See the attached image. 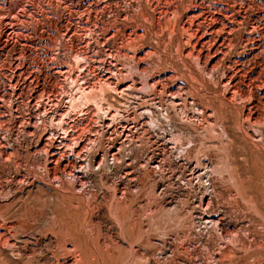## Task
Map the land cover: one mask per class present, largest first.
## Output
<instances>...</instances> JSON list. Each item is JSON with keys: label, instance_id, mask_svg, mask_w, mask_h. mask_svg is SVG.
Masks as SVG:
<instances>
[{"label": "rangeland", "instance_id": "rangeland-1", "mask_svg": "<svg viewBox=\"0 0 264 264\" xmlns=\"http://www.w3.org/2000/svg\"><path fill=\"white\" fill-rule=\"evenodd\" d=\"M91 1L93 0H0V95H5L6 99L4 108L6 112L2 111L0 114V120L5 121L0 123L2 126L0 136L12 152L7 158L0 153V204L13 202L9 212L12 218H9L17 223V228H14L18 231L12 229V233L16 231L17 236L16 238L12 235L15 236L16 245L9 247L13 249L0 244V258L6 259L5 264H25L27 261V264H69V262L70 264H76L75 262L101 264V261L102 264H264V113L262 123L258 122L260 125L252 121V124L249 121L246 124L239 108L241 99L231 105L232 103L223 95L224 90L220 84L223 65L208 67L204 60L203 63L195 54L186 55L188 46L183 42L187 33L185 32L183 36L179 26L181 16L177 22L168 18V20L161 19L157 25L147 23L152 29H149L144 22L142 30L139 31L143 36L147 35V38L142 36L140 41L151 44L152 50L156 48L154 52L157 57L160 56L158 58L169 64L172 62L178 65L174 79H180L178 81L185 85L182 92L187 93L189 99L181 104L182 107L171 105L165 92L162 94L165 89L163 83L161 87L152 89L148 84L146 86V79H142L145 80H140L143 82L141 92L143 96H139L141 93H138L136 99L129 92L121 94L113 90L107 92L109 101L114 103L115 107L118 106L117 109L122 115L114 121L122 119L123 123L127 122L124 123L128 128L126 134L130 132L127 141L118 139L117 129L116 133L113 131L112 134H106V126H102L96 134L94 121L98 115L92 105L86 107L84 115H80L82 108H76L67 116L61 111L60 118H52L54 122L48 118L47 113L52 109L57 110L62 107L66 110L68 106L70 107V97L78 92L79 83L81 85L84 82L82 77L85 75L83 72L85 68H82L89 66L84 59L77 63L75 53L69 49L70 37L74 30L88 38L87 35L93 31L92 35L95 36L90 40L96 45V38L105 30L112 32L111 28L115 25L121 28L120 14L124 12L132 14L136 7L134 5L140 0H109L112 5L114 2L120 5L115 3L111 9L104 10L100 9L99 5L96 7L90 5ZM213 1L204 0V9L213 10L215 6L217 9L221 7L218 0H215V3ZM227 1L230 4L235 3L234 5L242 10L246 18L244 26L239 28L241 31L235 34V48L232 55L230 54L231 57H236L238 51L243 49L242 43L239 42L240 35H246L248 32L247 22L252 17L256 21L259 20L257 22L263 35L260 32L254 35L257 38L263 36L258 43L264 47V0ZM89 9L95 10L91 11V23L89 21L90 29L93 30L88 27L86 29L83 23L87 20L84 12ZM198 11L189 13L197 14ZM114 12L117 14L115 15ZM95 17L96 20H93ZM114 17L117 20H114ZM79 23L78 29H81V32L76 28ZM150 30L155 34H150ZM109 33L105 44L111 45L113 42L110 43L109 38L112 33ZM154 42L160 45L157 44V47ZM76 43L77 41H74L73 46ZM101 45H98L99 50L96 47L99 51L97 54L100 55L99 60L105 58L102 53L105 46ZM157 57L152 55L149 59H154L155 62ZM251 57L242 60L252 62L253 57ZM128 59L127 56L122 57V61L128 63V66L124 63L125 67L136 73L135 62L129 64L130 59L129 62ZM169 64L166 67H169ZM54 66L64 70L72 67L68 76L60 73L62 75H59L62 79L60 86L57 84L58 76ZM149 74L147 71L145 75ZM70 75L77 80V87L71 79H67ZM86 76L89 78L91 75ZM37 80H39L38 84ZM93 80L96 81L95 89H98L96 92L99 93L101 81L95 79V76ZM157 93L162 96L160 98L162 101L165 100L163 104H159L161 101ZM152 97L155 101L159 100V103L153 100L154 103ZM38 99L41 103L37 102ZM142 103L148 106H142ZM219 103L225 106L220 104L222 107H219ZM38 104L41 107L40 112L37 118L32 119V122L36 121L38 126L36 130H32V124H28V113L37 112ZM158 106L163 108L160 110ZM137 107L143 108L141 111L144 113L153 112L157 119L158 117L162 120L166 119V112L171 114L169 120L168 118L164 120L165 123L160 119L158 122L157 119L154 121L155 118L147 117L143 125H136V128L131 118H140V114L136 111L139 109ZM197 107H200L201 111ZM163 111L165 115L162 114ZM127 116L131 120L126 119ZM64 118L65 122L62 123L61 120ZM148 120L149 122H146ZM167 121L174 124L168 122V125ZM145 122L149 124L150 130ZM157 122L161 123L160 127H157ZM72 124L77 126V130L72 131L69 128ZM84 125L88 127L89 135L95 136V142H90L85 157L87 159L83 163L90 161L94 163V167L92 171L87 170L84 164L87 173L80 183L69 172L63 174L55 172L54 163L49 164L46 150L42 148L45 138L41 140L39 136L44 134L43 131L46 129L47 131H44L46 137L61 141V136L65 135L62 126L68 128V133L77 136L83 131L80 132ZM161 127L165 128L163 129L165 131L161 130ZM167 129L170 131L167 132ZM152 132L155 133L154 136ZM132 134H136L133 139L130 137ZM141 136L151 142H147L144 137L146 142L143 141ZM72 141L71 139L69 143ZM35 142L40 143V146L39 151L35 150L36 153L33 154ZM172 146L175 147V151ZM150 156L159 158L157 164L159 168L150 164L151 159H154ZM49 165L53 166L51 171L54 170L51 174L47 172ZM152 166L156 168L152 169ZM76 239L80 242L78 243ZM74 244L79 245L78 248L82 251L86 250L84 252L85 258H88L86 263L84 260L82 262L79 256L80 250L76 249ZM68 250L70 253H67ZM87 250L92 252L89 256L86 255ZM73 251L77 257L72 255ZM89 257L93 258V262Z\"/></svg>", "mask_w": 264, "mask_h": 264}, {"label": "bare ground", "instance_id": "bare-ground-1", "mask_svg": "<svg viewBox=\"0 0 264 264\" xmlns=\"http://www.w3.org/2000/svg\"><path fill=\"white\" fill-rule=\"evenodd\" d=\"M114 1V0H113ZM117 1V0H116ZM125 1V0H124ZM123 1V3H124ZM133 1V0H132ZM137 1V0H134ZM227 1V0H226ZM255 1V0H254ZM131 2V1H129ZM203 2L204 0H140L138 1V3L134 6L135 9L133 11L132 14H126L125 12L120 14L122 17V23H120L121 28H119L117 25L114 26V24L112 23L116 17H114V20L111 21V23L113 24L111 28V31L108 32H103L101 33V35H99L96 38V45H93V43L91 42V38H93L92 35L93 31L90 32L87 36L88 37H84L81 36L82 34L78 33L77 30H74V32L72 33V36L70 37L71 39V43H70V47L69 49L75 53V58L77 60V63H80L79 61L84 59L85 62L89 63L88 67H84L82 69L85 68L84 72V77H82L84 79V82L79 83V86H76V81L75 78L70 75L67 79H71L72 83H74V85L79 89L78 92L76 94H74L72 97H70V107L68 106L65 109H63L62 107L57 108V110H51V112L49 111V113H47L49 115L48 118H52L54 117L55 119L60 118L62 116V114L60 113L62 111V113L64 114V116L69 115L71 110H74L76 108H82L80 110V115H84L86 112L85 109H87L86 107H91L94 106L95 108V112L98 115V118L94 121L96 123L95 125V131L96 134L98 132V130L102 127V126H106V134H112L113 131L118 132V139H124V140H128L127 137H129V134H126V130H128V128H126L124 125V123L126 121H124L122 119H119L118 121H114L117 120L118 118H121V113L119 111V109H117V107H115L116 105H114V103L110 102L108 97H107V92H110L113 90V92H118L121 94L122 92H129L132 97H134V99L137 98V94L142 92V79H146V86L147 84L149 85V87H151L152 89H157L158 87H161L162 83L164 84L163 87L165 88L162 91V94H164L163 92H165V96L170 100L169 102H171V105H175V106H181L182 103L187 102L188 99V94L185 92H182V90H184V86L182 82H179L178 80L180 79H174V73L177 71L176 67L178 65H175V63H170L169 62H165V60H161L160 56H156L155 52H154V48L155 46H157V44L159 43H155L156 45L153 47L154 49L152 50V46L148 45L145 42H141L140 39H142L143 33L140 32L139 30H142V27L144 26V24L146 23H150L151 25H157L158 23L161 22V19H165L168 20V18L170 19H174V22H177L178 18H180L181 16V25L180 29L182 31L183 36H185V32L187 33L185 40L183 42V44H185V46L187 45V52L186 55H194L202 62L204 60L205 64L209 67H216L217 65L222 64L223 66V75L220 78L221 79V85L223 88V92L225 95V99L228 100L229 102H231V105H234L233 102L241 99L240 101L241 103V107L239 106V108H241V112L243 113L244 117H242V119L244 118V120H246V124H248L249 122H256L257 124L260 125L261 122L262 123V117H263V111H264V47H262V44L258 43V41H260L262 39L263 36H260L257 38V36H255V33L260 32L261 30L259 29L260 25H258L259 20H254L253 17L249 18L250 20H248V25L249 28L248 32L246 33V35H240V43H242V50L238 51V54H236V57H231L232 52L234 51L235 48V34L237 31H241L239 28L241 26H244V19L245 15L242 13V10L237 9V7L233 4H230V2H225L222 0H218L219 5L221 4V7H219L218 9L216 8V6L213 8V10H206L204 9L203 6ZM215 3V0L213 1ZM217 2V1H216ZM239 2V1H238ZM120 5L117 2H114V4ZM254 3V2H253ZM125 4H127L125 2ZM210 4V3H209ZM212 4V3H211ZM90 5L92 6H100V9H106V8H110L111 6L113 7L112 3L109 0H93L90 2ZM133 5V4H131ZM116 6V5H115ZM132 6V7H134ZM213 6V5H212ZM218 6V5H217ZM119 7V6H118ZM90 8V7H89ZM130 7H128L129 9ZM69 9V8H68ZM114 9V8H113ZM254 9V8H253ZM99 10V9H98ZM124 10V9H123ZM122 10V11H123ZM126 10V9H125ZM130 10H132L130 8ZM195 10H199L197 14H190L189 12L195 11ZM87 11V10H85ZM91 11H95L93 9H89V11L84 12L86 13V17L85 19H87L86 21H84L83 23H85L86 29L87 27L90 29V25H89V21L91 23ZM111 11V10H110ZM129 11V10H128ZM127 11V12H128ZM185 11V13L183 12ZM100 12V11H97ZM106 12H108L106 10ZM112 12V11H111ZM130 12V11H129ZM182 12L184 14H182ZM257 12V11H256ZM103 13V12H102ZM78 14V13H77ZM101 14V13H100ZM99 14V15H100ZM107 14V13H106ZM114 14L116 15L117 13L114 12ZM113 14V16H115ZM109 15V14H107ZM256 15L258 16V12L256 13ZM96 16V14L94 15ZM119 16V15H118ZM110 17V15H109ZM71 17L68 18V20L70 21ZM100 19V18H99ZM96 20V17L95 19ZM104 22V21H103ZM117 22V21H116ZM145 22V23H144ZM82 23V22H81ZM93 23V22H92ZM96 23V22H94ZM107 23V21L105 22ZM115 23V21H114ZM118 23V22H117ZM180 23V22H179ZM110 24V21H109ZM116 24V23H115ZM260 24V23H259ZM68 25V24H67ZM98 25V23H97ZM106 25V24H105ZM119 25V24H118ZM149 29H152L149 25ZM161 25V24H160ZM79 25L77 24V29L79 28ZM96 26V25H94ZM93 26V27H94ZM99 26V25H98ZM111 27V25H109ZM107 26V27H109ZM146 26V25H145ZM161 28V26H159ZM262 27V26H261ZM75 28V29H76ZM82 28V26H81ZM95 28V27H94ZM148 28V27H145ZM144 28V29H145ZM156 28V27H155ZM68 30L70 29V26L67 28ZM85 28L83 27L82 30H84ZM88 29V30H89ZM97 29V28H96ZM79 30V29H78ZM81 30V29H80ZM79 30V31H80ZM93 30V29H90ZM89 30V31H90ZM100 30V29H99ZM108 30V28H107ZM146 30V29H145ZM144 30V32L146 33V31ZM148 30V29H147ZM157 30L159 31V29L157 28ZM95 31V30H94ZM149 31V30H148ZM151 31V30H150ZM153 31H154V27H153ZM157 31V32H158ZM81 32V31H80ZM84 32V31H83ZM110 32V33H109ZM155 32V31H154ZM156 32V33H157ZM68 33V32H67ZM85 33V32H84ZM83 33V34H84ZM87 33V32H86ZM111 34L109 38L110 39V43H112L111 45H109L108 43L105 44V40L108 39L107 34ZM149 33V32H147ZM153 33L152 31L150 32V34ZM259 33V34H260ZM99 33H96V35ZM155 34V33H153ZM152 34V35H153ZM159 34V33H158ZM241 34V32L239 33ZM263 35V32L261 33ZM85 35V34H84ZM147 35L145 34L143 37H146ZM151 36V35H150ZM153 37V36H152ZM182 37V36H181ZM147 38V37H146ZM151 38V37H150ZM153 39V38H152ZM155 39V38H154ZM149 40V39H148ZM147 40V41H148ZM74 41H77L76 45L73 46ZM94 41V40H93ZM109 41V40H108ZM107 41V42H108ZM146 41V40H145ZM151 41V40H150ZM153 41V40H152ZM155 41V40H154ZM102 44L101 46H105V49L102 51L103 55L105 56V58L102 60L98 58V56H100L99 54H97V52H99V48L98 45ZM147 44V45H146ZM160 45V44H159ZM100 48H103L101 47ZM96 47L98 48V50L96 49ZM158 47V46H157ZM160 49V47H159ZM259 50V52H256V50ZM157 50V49H156ZM186 50V49H185ZM158 52V51H157ZM237 52V51H236ZM101 53V52H100ZM231 54V55H230ZM235 54V53H234ZM24 55V54H23ZM102 55V56H103ZM154 55L155 59H157L155 62L152 59H149V57L151 58V56ZM185 52H184V56ZM230 55V56H229ZM103 56V57H104ZM127 56L130 59H128L129 64H131L132 62H135L136 64V73H133L132 71H130L129 69H127L126 67L128 66V63H126L125 61H122V57ZM248 56H252V62H245V60H242V58H246ZM229 57V58H228ZM197 59V60H198ZM124 60V59H123ZM126 60V59H125ZM242 60V61H241ZM247 61V60H246ZM203 62V63H204ZM67 63V62H65ZM124 63L127 64V66L125 67ZM169 64V67H166L167 64ZM201 63V62H200ZM199 63V64H200ZM201 63V64H203ZM23 64V63H22ZM68 64V63H67ZM200 64V65H201ZM70 65V64H69ZM198 65V64H197ZM64 66V65H63ZM71 66V65H70ZM87 66V65H86ZM199 66V65H198ZM205 66V65H204ZM243 66V67H241ZM3 67V66H2ZM79 67V66H78ZM203 67V66H202ZM56 68V74L58 76V81L57 84H59L62 79L60 78L59 75H61L60 73H65L64 75L68 76L70 69L72 68H68L66 70H64L61 67H55ZM130 68V67H129ZM134 68V66L132 67ZM178 68V67H177ZM81 69V68H80ZM212 69V68H210ZM216 69V68H215ZM214 69V71H215ZM25 70V69H24ZM23 70V71H24ZM176 70V71H175ZM206 70H208V68H206ZM22 71V72H23ZM149 71V75H145L146 72ZM210 71V70H209ZM25 72V71H24ZM81 71V74L83 73ZM205 72V71H204ZM20 74V73H19ZM87 74H90L93 77H89L87 78ZM62 76V75H61ZM98 79V81H101V85H100V91L99 93L96 92L95 89V83L96 81H92V79L94 78ZM14 77V76H12ZM146 77V78H145ZM176 77V76H175ZM186 77V76H184ZM15 78V77H14ZM13 79V78H12ZM36 79V78H35ZM37 79H39V76L37 77ZM142 80V81H140ZM192 80H194L192 78ZM191 80V81H192ZM11 81V78H10ZM163 81V82H162ZM195 81V80H194ZM197 81V80H196ZM39 80H37V84H38ZM145 83V82H144ZM197 83V82H196ZM9 84V83H8ZM12 85V82L10 83ZM98 85V84H97ZM145 85V84H144ZM60 86V84H59ZM63 87V86H62ZM98 88V86H96ZM54 89V88H52ZM45 90V89H44ZM44 90H42L44 92ZM77 90V89H76ZM55 92V90H52ZM153 91V90H152ZM160 91V88H159ZM196 91V89H195ZM95 92V93H94ZM157 92V90H155V93ZM50 93V92H49ZM159 93V92H158ZM157 93V95H158ZM161 93V92H160ZM6 94V93H5ZM124 94V93H123ZM126 94V93H125ZM150 94V92H149ZM142 93L139 95L141 96ZM148 95V94H147ZM146 95V96H147ZM42 96V94H41ZM113 96V95H112ZM130 96V95H128ZM143 96V95H142ZM159 96V95H158ZM164 96V95H163ZM43 97V96H42ZM136 97V98H135ZM150 97V96H148ZM156 97V96H155ZM60 98V97H59ZM154 98V97H152ZM158 98V97H157ZM162 98V96H159V99ZM140 99V98H139ZM142 99V98H141ZM148 99V98H147ZM147 99H145V101H147ZM151 98H149L150 101ZM166 99V98H165ZM167 99V100H168ZM42 100V99H41ZM57 100V99H56ZM144 100V99H143ZM155 101V98L152 99V101ZM224 100V99H223ZM142 101V100H141ZM144 101V102H145ZM153 101V102H154ZM159 101V100H158ZM155 101V102H158ZM160 103L159 104H163L162 102H164L165 100L163 99V101L160 99ZM6 99H5V95H0V114L1 112H6V109L4 111L5 108V103ZM37 102L41 103L40 99L37 100ZM135 102V100H134ZM152 102V103H153ZM154 102V103H155ZM168 102V103H169ZM191 102V101H190ZM195 102V101H194ZM222 102V101H221ZM224 102V101H223ZM227 102V101H226ZM224 102V103H226ZM228 102V104H230ZM239 102V101H238ZM141 103V102H140ZM150 103V102H148ZM153 103V105H154ZM210 103V102H209ZM36 104V103H35ZM52 104V103H51ZM139 105V103H137ZM157 104V103H156ZM166 104V102H165ZM219 103V107L225 106V104H221ZM240 104V103H238ZM28 105V104H27ZM137 105V106H138ZM141 105V104H140ZM150 105V104H149ZM152 105V107H153ZM170 105V106H171ZM186 105V103H185ZM192 105V104H190ZM216 105V104H215ZM32 106V105H31ZM52 106V105H51ZM142 106H148V105H143ZM141 106V107H142ZM155 106V105H154ZM160 106V105H159ZM158 106V107H159ZM168 106V105H167ZM183 106V105H182ZM181 106V107H182ZM211 106V105H209ZM218 107V105H216ZM215 106V107H216ZM227 106V104H226ZM236 106V105H235ZM234 106V107H235ZM238 106V105H237ZM236 106V107H237ZM88 107V108H89ZM132 107V106H131ZM136 107V106H135ZM140 107V106H139ZM137 107V108H139ZM172 107V106H171ZM214 107V106H213ZM128 108V106H127ZM124 108V109H127ZM148 108V107H147ZM160 108V107H159ZM163 108V107H161ZM160 108V110H161ZM166 109V107H164ZM174 108V107H172ZM171 108V109H172ZM185 108V107H184ZM196 108V106H195ZM198 108V107H197ZM207 108V107H206ZM226 109V107H224ZM223 108V109H224ZM40 104H38V106L36 107V111L37 112H29V121L28 124H32V130L37 128V122L35 121L34 123L32 122V119L37 118L36 116L38 115V113L40 112ZM46 109V107L44 108ZM143 108H139L138 110V114L139 115V119H134L127 116L126 119H130L131 122L134 124V127H136V125H143L144 123V119L147 117H151L152 119L155 118L153 112L151 113H147L145 114L143 111H141ZM149 109V108H148ZM155 109V108H154ZM153 109V111H154ZM158 108L156 107V110ZM183 109V108H182ZM181 109V110H182ZM200 109V107L198 108ZM220 109V108H219ZM224 109V110H225ZM146 110V109H145ZM150 110V109H149ZM167 110V109H166ZM176 110V108H175ZM180 110V109H179ZM178 110V111H179ZM221 110V109H220ZM239 110V111H240ZM88 111V110H87ZM94 111V110H93ZM124 111V110H123ZM134 111V109H133ZM152 111V110H151ZM159 111V110H158ZM160 113L161 112H158ZM172 111V110H171ZM168 111V112H171ZM174 111V109H173ZM172 111V112H173ZM183 111V110H182ZM181 111V112H182ZM197 111V110H196ZM201 111V109H200ZM48 112V110L46 111ZM131 112V111H130ZM165 115V111H163ZM191 112V111H190ZM36 113V115H35ZM59 113V114H57ZM91 113V111H90ZM124 113V112H123ZM126 113L127 110H126ZM176 113V111L174 112ZM240 113V115L242 114ZM61 114V115H60ZM131 114V113H130ZM134 114V113H133ZM137 114V112H136ZM138 114L136 115L138 117ZM159 114V115H160ZM171 114V113H170ZM169 113L166 112L165 118L167 120H169ZM178 114V113H177ZM93 115V113H92ZM126 115V114H125ZM132 115V114H131ZM156 115V113H155ZM158 115V116H159ZM163 115V116H164ZM1 116V115H0ZM91 116V115H90ZM96 116V115H95ZM172 116V115H171ZM94 117V115L92 116ZM126 117V116H125ZM241 117V116H240ZM91 119V117H89ZM124 118V117H122ZM89 119V120H90ZM125 119V118H124ZM125 119V120H126ZM157 119H154V121ZM158 119H160V117H158ZM157 119V120H158ZM164 119V117H163ZM164 119V120H166ZM171 119V118H170ZM173 119V118H172ZM171 119V120H172ZM181 119V118H180ZM240 119V118H239ZM44 120V119H43ZM92 120H94L92 118ZM91 120V121H92ZM163 123H165L164 120L160 119ZM158 120V122L160 121ZM2 122H5L4 120H0ZM129 121V120H128ZM153 121V120H151ZM249 121V122H248ZM32 122V123H31ZM52 122H54V120H52ZM61 122H65V118L63 120H61ZM93 122V123H94ZM146 122H149L146 121ZM145 122V124H146ZM157 122V127L161 124H159ZM171 123L170 121H167V123ZM173 122V121H172ZM244 122V121H243ZM251 122V124H252ZM84 123V122H83ZM94 123V124H95ZM118 123V124H117ZM127 123V122H126ZM154 123V122H152ZM156 123V122H155ZM168 123V125H169ZM241 123V122H240ZM86 124V123H84ZM144 124V125H145ZM172 124V123H171ZM174 124V123H173ZM172 124V125H173ZM257 124H253V125H257ZM2 125V124H1ZM149 125V124H148ZM146 124V126H148ZM171 125V126H172ZM94 126V125H93ZM131 126V125H130ZM162 126V125H161ZM240 126V125H239ZM2 128V126H0ZM82 127V126H81ZM119 127V130H118ZM149 127V126H148ZM156 127V128H157ZM160 127V126H159ZM162 127H166V126H162ZM161 127V128H162ZM174 127V126H173ZM69 128L73 131L74 129L77 130V126L75 124L69 125ZM137 128V127H136ZM141 128V127H140ZM142 128H144L142 126ZM155 128V126H154ZM152 127V130L154 129ZM168 128V127H166ZM224 128V127H223ZM239 128V127H238ZM242 128V127H240ZM62 129L65 130V135L61 136V141H58L57 139L52 140L51 137L48 138L46 137L45 134V130L43 131L44 134H42L41 136H39V138H41V140L43 138H45L44 140V144H42V148L44 150H46L47 153V160H49V164H53L54 163V169L55 172H60L61 174L65 173V172H69V174L74 177V179H76L77 182H80L84 180V175H86V171L89 170H93L94 167V163L90 162V161H86L85 163H83L86 159V155H87V148L90 147L89 144L94 143L95 142V136L93 135H89V130L87 126H83V129L80 130V134L79 135H75V134H70L68 133V128H65V126H62ZM130 129V128H129ZM133 129V128H132ZM139 129V127H138ZM165 128H162L161 130H163ZM173 129V128H172ZM36 130V129H35ZM131 130V129H130ZM137 130V129H136ZM150 130V127H149ZM31 131V130H30ZM47 131V130H46ZM84 131H87V133L85 134ZM115 131V133H116ZM140 131V130H139ZM148 132V129L146 130ZM154 131V130H153ZM157 131V130H156ZM160 131V130H159ZM165 131V130H163ZM167 132H169L170 130H166ZM174 131V130H173ZM173 131L171 133V135L173 134ZM34 132V131H31ZM109 132V133H108ZM131 132H133L131 130ZM136 132V131H135ZM134 132V133H135ZM166 132V134H167ZM92 132H90L91 134ZM95 133V132H94ZM138 133V130L136 132V134ZM146 134V132H143ZM28 134H30V132L28 131ZM33 134V133H31ZM78 134V133H77ZM95 134V135H96ZM136 134H132L130 137H134L136 136ZM144 134V135H145ZM152 132V136H154ZM162 134V133H161ZM74 135L77 137H74ZM115 135V134H113ZM112 135V137H114ZM142 135V134H141ZM169 135V134H168ZM157 136V135H156ZM164 136V135H162ZM166 136V135H165ZM173 136V135H172ZM111 137V136H109ZM138 138L140 137L139 135L137 136ZM142 137V136H141ZM144 137V136H143ZM142 137L143 141H145L147 138ZM150 137V136H149ZM161 137V136H160ZM38 138V140H39ZM70 138V139H69ZM76 138V139H74ZM116 139V137H114ZM170 138V137H169ZM178 138V137H177ZM73 140L71 143H69L70 140ZM109 139V138H108ZM133 139V138H132ZM165 139V138H164ZM172 139V138H171ZM175 139V138H173ZM172 139V140H173ZM112 140V138H111ZM137 140V139H135ZM134 140V141H135ZM141 140V139H140ZM153 140V139H152ZM168 140V139H167ZM166 140V142H167ZM51 141V142H50ZM93 141V142H92ZM119 141V140H118ZM120 141V142H121ZM130 141V138H129ZM133 141V142H134ZM139 141V140H138ZM142 141V142H143ZM151 140L147 139V142ZM40 142V140H39ZM50 142V143H49ZM131 142V141H130ZM140 142V141H139ZM137 142V143H139ZM146 142V141H145ZM169 142V141H168ZM36 143V142H35ZM126 143V142H124ZM129 143V142H128ZM132 143V142H131ZM135 143V142H134ZM153 143V142H152ZM117 144V143H116ZM140 144V143H139ZM93 145V144H92ZM112 145V144H111ZM110 145V147H111ZM119 145V144H118ZM124 145V144H123ZM122 145V146H123ZM138 145V144H136ZM141 145V144H140ZM163 145V144H162ZM173 145V144H172ZM39 146L40 143H36L34 146V153L35 154V150L39 151ZM113 146V145H112ZM121 146V144H120ZM170 146V145H168ZM33 147V146H32ZM173 147V146H172ZM112 148V147H111ZM137 148V147H135ZM159 148V147H158ZM175 147H173V151ZM12 149V148H11ZM32 149V148H31ZM154 149V147H153ZM168 149V148H167ZM151 150V149H149ZM156 150V149H155ZM170 150V149H168ZM33 151V150H32ZM42 151V149H41ZM154 151V150H153ZM152 151V152H153ZM166 151V150H164ZM143 152V151H142ZM141 152V153H142ZM147 152H150L147 150ZM146 152V154H148ZM170 152H172V150H170ZM0 153L3 157L7 158L10 156V154L12 153L9 146L6 145L3 140L2 137L0 136ZM154 153V152H153ZM165 153V152H164ZM103 154V153H102ZM108 154V153H107ZM150 154V153H149ZM166 154V153H165ZM164 154V155H165ZM172 154V153H171ZM113 155V154H112ZM153 155V154H152ZM158 155V154H157ZM95 156V155H94ZM93 156V157H94ZM103 156V155H102ZM108 156V155H107ZM142 156V155H141ZM156 156V155H155ZM159 156V155H158ZM127 157V156H126ZM136 157V155H135ZM148 157V156H147ZM151 157V156H150ZM149 157V158H150ZM154 157V156H152ZM151 157V158H152ZM163 157V156H162ZM139 158V156H138ZM144 158V157H143ZM142 158V160H143ZM183 158V157H182ZM90 160H92L91 158H89ZM88 159V160H89ZM104 159V158H103ZM141 159V157L139 158ZM148 159V158H147ZM166 159V158H165ZM187 159V158H186ZM95 158L93 159L94 162ZM117 160V159H116ZM132 160V159H131ZM137 160V159H136ZM162 160V158H161ZM180 160V159H179ZM141 161V160H140ZM146 161V160H145ZM149 161V160H148ZM152 161V162H151ZM150 164L152 165H157L159 163V158L158 157H154V159H151ZM187 161V160H186ZM125 163V162H124ZM123 163V164H124ZM132 163V162H130ZM138 163V162H136ZM143 163V162H142ZM162 163V162H161ZM183 163V162H182ZM189 163V162H188ZM199 163V162H198ZM87 170H85V166ZM129 164V163H128ZM133 164V163H132ZM144 164V163H143ZM63 165V166H62ZM134 165H135V158H134ZM133 165V168H134ZM162 165V164H161ZM160 165V166H161ZM144 166V165H143ZM147 166V165H146ZM136 167V166H135ZM138 167H140L138 165ZM142 167V166H141ZM156 168V166H154ZM152 166V169L154 168ZM51 168H53V166L51 167L49 165V170L47 172H49L51 174ZM130 168V167H129ZM132 168V167H131ZM148 168V167H147ZM157 168L158 165H157ZM161 168V167H160ZM195 168V167H193ZM200 168V167H199ZM147 170V169H146ZM132 171V170H131ZM155 171V170H154ZM158 171V170H157ZM127 172V171H126ZM133 172V171H132ZM151 172V171H150ZM54 173V172H53ZM131 173V172H130ZM163 173V172H162ZM58 175V174H57ZM132 175V174H131ZM197 175V174H196ZM126 176V175H125ZM134 176V175H133ZM28 178V177H27ZM57 178V177H56ZM130 178V177H129ZM133 179V178H132ZM79 184V183H78ZM244 190V189H243ZM4 200V199H3ZM170 200V199H169ZM202 200V199H201ZM13 205V202H9V203H4V204H0V244H2L3 246H14L16 245V241H15V233H16V229L17 228V223L15 221H13L12 219H10L9 217H11L9 215V212L11 210V207ZM200 207V206H199ZM205 208V207H204ZM211 211V210H210ZM18 212V211H17ZM213 213V212H212ZM147 214V213H146ZM13 215V214H12ZM12 218V217H11ZM10 219V220H9ZM15 219V218H14ZM221 219V218H220ZM29 220V219H28ZM213 220V219H212ZM219 221V220H218ZM20 222V220H19ZM19 226V225H18ZM15 227V228H14ZM14 228V229H13ZM12 229L16 230L14 232V234L12 233ZM25 229V228H24ZM18 232V231H17ZM20 232V231H19ZM67 233V232H66ZM18 234V233H17ZM12 235H15L14 237H12ZM17 238V236H16ZM122 239V238H121ZM77 240V239H76ZM148 240V239H147ZM150 242V240H148ZM77 242L79 243L80 241L77 240ZM147 242V241H146ZM147 242V243H149ZM75 243V242H74ZM82 243V242H81ZM19 245V244H17ZM84 246L86 244H83ZM5 246V247H6ZM76 249L80 250V258L82 259V262L85 261V263L87 262L85 258V251H82L80 248H78L79 245L74 244L73 245ZM80 246H82V244H80ZM87 246V245H86ZM16 247V246H15ZM14 247V249H15ZM12 248V247H9ZM18 248V247H17ZM23 248V247H22ZM74 248V249H75ZM82 248H85L82 246ZM13 249V248H12ZM65 249V248H64ZM73 249V248H72ZM86 249V248H85ZM19 250V248L17 249ZM69 251V250H68ZM77 251V250H75ZM89 250H87L88 252ZM86 252V255L89 256V253L91 251H89L88 253ZM25 253V252H24ZM67 253H70L67 252ZM78 253V251H77ZM92 253V252H91ZM21 254V253H20ZM98 254V253H97ZM69 255V254H68ZM67 255V256H68ZM74 257H77L76 253L73 254ZM19 256V255H18ZM65 256V255H64ZM101 256V255H100ZM1 257V256H0ZM24 257V256H23ZM94 257V256H93ZM111 257V256H110ZM59 258V257H58ZM57 258V259H58ZM90 261L93 262V258L91 259V257H89ZM98 258V257H97ZM68 259V258H67ZM74 259V258H73ZM95 259V258H94ZM6 259L0 258V264H5ZM29 260V259H28ZM84 260V261H83ZM88 260V261H89ZM31 261V260H30ZM65 261V259H64ZM68 261V260H67ZM77 261H81L79 259H77ZM100 261V260H99ZM28 262V261H27ZM27 262L25 264H27ZM59 262V261H58ZM90 262V263H91ZM60 263V262H59ZM63 263V262H62ZM76 264L78 262H75ZM95 263V262H94ZM93 263V264H94ZM99 263V262H98ZM115 263V262H114ZM29 264V263H28ZM66 264V263H65ZM68 264V263H67ZM70 264V262H69ZM73 264V263H71ZM83 264V263H81ZM92 264V263H91ZM100 264V263H99ZM102 264V261H101Z\"/></svg>", "mask_w": 264, "mask_h": 264}]
</instances>
